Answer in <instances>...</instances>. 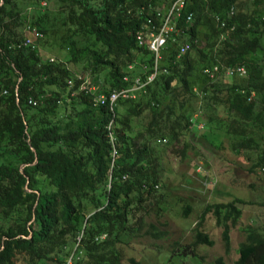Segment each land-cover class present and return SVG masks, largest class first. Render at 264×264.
<instances>
[{
    "label": "trees",
    "instance_id": "trees-1",
    "mask_svg": "<svg viewBox=\"0 0 264 264\" xmlns=\"http://www.w3.org/2000/svg\"><path fill=\"white\" fill-rule=\"evenodd\" d=\"M175 1L0 0V264H140L125 255L130 241H162L166 212H192L163 182L166 146L183 160L195 138L216 151L226 140L264 184V0H186L153 81L111 110L92 103L153 72L136 35ZM227 67L245 73L225 77ZM242 204L202 205L167 263L203 262L210 216L225 255L230 232L243 236L233 264H264V224L239 226Z\"/></svg>",
    "mask_w": 264,
    "mask_h": 264
},
{
    "label": "rangeland",
    "instance_id": "rangeland-1",
    "mask_svg": "<svg viewBox=\"0 0 264 264\" xmlns=\"http://www.w3.org/2000/svg\"><path fill=\"white\" fill-rule=\"evenodd\" d=\"M241 5L243 9L246 7L247 12L251 11L249 4L244 5L243 1ZM42 54L44 55L43 59L53 60L55 58V55L52 54ZM83 78L85 83H90L87 81V76ZM170 147L179 149V145L166 146L165 148L163 182L171 195L189 199L192 212L187 218L179 216V207L166 212L159 220V226L161 223L166 225L165 228H161L167 233L165 239L151 241L144 236L141 239L131 240L129 248L125 250V255L128 258H133L140 264H149L151 261L155 264H168L166 257L170 250L167 253L165 251L168 250L172 242H178L180 247H183L192 241L191 229L197 222L201 206L205 203H226L239 199L244 203L239 207L242 212L239 226L251 223L256 226L264 224V206L262 204L264 202V184L260 182L259 176L248 171L250 164L245 158H238L232 154L226 140L223 143V150L216 151L203 138H195L192 141V148L187 151L183 160L170 154ZM249 185H253V189H250ZM204 230L209 234L214 245L211 248L199 246L196 249V254L203 257V262L178 255L171 256L173 264H209L219 256L224 258L225 264H233L237 245L243 239L238 228L230 232V250L227 255L224 254L221 245L220 229L214 226L210 216L205 219ZM157 250L163 254L158 256Z\"/></svg>",
    "mask_w": 264,
    "mask_h": 264
},
{
    "label": "built area",
    "instance_id": "built-area-1",
    "mask_svg": "<svg viewBox=\"0 0 264 264\" xmlns=\"http://www.w3.org/2000/svg\"><path fill=\"white\" fill-rule=\"evenodd\" d=\"M186 0H176L173 2L168 8L167 12L164 14H157L156 17L159 20L158 25H154L151 20L147 21V30L146 32L139 31L136 35V42L138 46L146 47V49L153 56V72L148 76L141 79L139 77L135 78L132 83V87L130 89L121 90L118 92H111L108 95V98H105L103 95H97L92 98V103L94 105H103L106 101L108 103V107L111 110L114 106V103L119 99H127L133 98L134 93L140 91L145 88L149 83H151L159 69V64L161 61L160 52L166 45L167 39L171 33L177 34L179 30H175L172 22L178 17L180 10L185 6ZM232 14V11L230 12ZM185 22H191V15L188 14L185 17ZM38 34H34V38H39ZM219 39H223L221 35ZM31 45V40L26 39L23 43V46ZM189 49V45L184 43L179 48V55H183ZM52 62V59H49ZM213 72L217 71V68L214 67L212 69ZM207 72V71H206ZM222 73L225 77H242L244 75L243 68H224L222 69ZM70 85V82H68ZM81 90H84V87H81ZM90 92V91H89ZM28 104L34 105L33 100H29ZM200 128V126L198 127Z\"/></svg>",
    "mask_w": 264,
    "mask_h": 264
}]
</instances>
